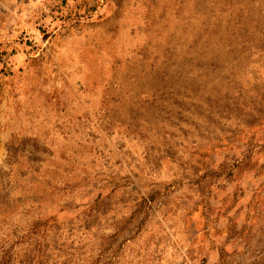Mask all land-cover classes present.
Wrapping results in <instances>:
<instances>
[{
  "label": "rangeland",
  "instance_id": "rangeland-1",
  "mask_svg": "<svg viewBox=\"0 0 264 264\" xmlns=\"http://www.w3.org/2000/svg\"><path fill=\"white\" fill-rule=\"evenodd\" d=\"M264 264V0H0V256Z\"/></svg>",
  "mask_w": 264,
  "mask_h": 264
},
{
  "label": "trees",
  "instance_id": "trees-1",
  "mask_svg": "<svg viewBox=\"0 0 264 264\" xmlns=\"http://www.w3.org/2000/svg\"><path fill=\"white\" fill-rule=\"evenodd\" d=\"M7 253L1 254L0 256V264H11L10 257L6 255Z\"/></svg>",
  "mask_w": 264,
  "mask_h": 264
}]
</instances>
